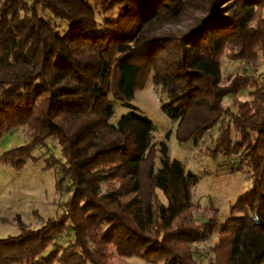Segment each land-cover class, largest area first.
Wrapping results in <instances>:
<instances>
[{
    "label": "trees",
    "instance_id": "1",
    "mask_svg": "<svg viewBox=\"0 0 264 264\" xmlns=\"http://www.w3.org/2000/svg\"><path fill=\"white\" fill-rule=\"evenodd\" d=\"M224 56L253 71L224 84ZM261 58L264 0H0V139L18 126L30 136L0 160L21 171L51 139L62 158H46L45 169L71 193L56 216L35 212L38 228L18 216L19 233L0 237V264H264ZM150 76L180 142L219 125L209 155L249 170L253 190L218 230L214 203L207 220L195 216L198 176L154 140L153 121L132 104ZM247 89L251 101L223 104ZM110 95L129 109L116 123ZM215 233L204 263L196 245ZM66 234L67 245L55 242Z\"/></svg>",
    "mask_w": 264,
    "mask_h": 264
},
{
    "label": "rangeland",
    "instance_id": "2",
    "mask_svg": "<svg viewBox=\"0 0 264 264\" xmlns=\"http://www.w3.org/2000/svg\"><path fill=\"white\" fill-rule=\"evenodd\" d=\"M45 15V13H44ZM47 15V13H46ZM222 79L224 84H228L230 75L237 72L253 70L240 61H233L224 56L221 61ZM257 74L264 78V59L261 58ZM261 80H264L262 79ZM252 90L240 91L236 95L226 96L223 104L233 109L237 108L238 101H251ZM115 107L113 122H117L120 117L129 111L126 105L109 96ZM167 96L160 86H157L150 76L143 88L136 90L132 104L136 110L148 116L154 125V140L166 142L169 156L180 160L186 171H191L198 176V182L192 187V196L195 203L200 208L195 211L198 221L207 220L213 215L210 203H214L219 209L221 220L217 228H221L227 218L231 215V207L245 194L253 190L252 178L249 170L236 169L232 171L229 164H225L223 157L212 158L208 149L213 147L219 134V125H215L206 135L189 142H180L176 131L178 121L171 119L162 109V105L167 101ZM236 136V135H235ZM30 141V136L26 126H18L5 134L0 139L1 154L10 149L22 146ZM33 155L39 157L37 161L27 160L21 171H16L11 166L0 160V237L17 235V217L27 224L38 228L41 225L35 212L43 217H53L62 212L60 202L66 201L70 192L60 193L56 183L58 174L55 168L45 169V159L54 156L61 157L60 146L57 142L48 139L46 145L39 146L33 151ZM160 166V157L156 161ZM161 199L166 201L164 194L159 191ZM241 214V213H237ZM71 236L66 234L63 238L55 241L62 245H67ZM217 241V233L211 238L197 243V257L206 262L208 258L214 256L212 246ZM54 246L51 244L44 252L43 256H48ZM119 264H152L138 258H121Z\"/></svg>",
    "mask_w": 264,
    "mask_h": 264
}]
</instances>
